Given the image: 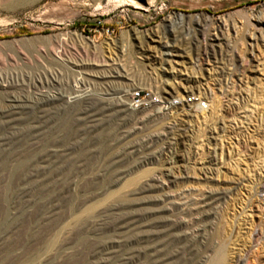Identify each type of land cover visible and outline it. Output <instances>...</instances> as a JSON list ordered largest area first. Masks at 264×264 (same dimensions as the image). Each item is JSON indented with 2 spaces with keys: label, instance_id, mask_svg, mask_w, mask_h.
I'll return each instance as SVG.
<instances>
[{
  "label": "rangeland",
  "instance_id": "obj_1",
  "mask_svg": "<svg viewBox=\"0 0 264 264\" xmlns=\"http://www.w3.org/2000/svg\"><path fill=\"white\" fill-rule=\"evenodd\" d=\"M28 78L54 101L0 115V264H264V0H0V113Z\"/></svg>",
  "mask_w": 264,
  "mask_h": 264
},
{
  "label": "bare ground",
  "instance_id": "obj_2",
  "mask_svg": "<svg viewBox=\"0 0 264 264\" xmlns=\"http://www.w3.org/2000/svg\"><path fill=\"white\" fill-rule=\"evenodd\" d=\"M23 84L25 87L28 88L27 92L24 91L26 89H24V86H22V83L21 84L15 83V85L20 87V92H17L15 90L10 91L9 89L4 91L6 93L4 97L5 101L2 103V113H0L2 118H6V117H8V119L13 118L14 115L18 113L19 111L18 108H21V107L29 109L30 113L39 112L40 110H42V108L45 105H47L48 103H52V101H54V95H51L49 92L44 91L43 93L40 92V94L37 93L38 86H37L36 81L33 80L32 78H28L27 80H25V83L23 82ZM84 86L85 85H80V86L75 85V87H73L72 89V92L69 93V94H74L73 97H69V98H73L77 102V104H81L82 102H84L83 99H86L85 97L88 91L86 90L87 88H84ZM31 88H33L35 91H33V89L31 90ZM60 97L61 99H63L65 95H61ZM152 98H159V96L152 91ZM195 109L196 111H200V112L204 111L203 108H199L197 105H195ZM33 121H32L33 124H31L32 122L29 123V129H30L29 134L36 131L40 126L39 125L40 121L37 120L35 117ZM5 131L6 130L3 129L0 135V169H6L8 167L7 161L9 157L11 156V153L8 151L9 150L8 147H10L11 144L14 142L12 133H8ZM53 156L54 155H52V153L45 152L37 156V160H35L33 163L30 162L29 164H26L24 162H20L19 164L15 166V168L19 170H22V168H24L23 171H27V175L30 177L42 176L46 174L47 171H50L52 169L53 164L55 162V160H53L54 159ZM160 200L164 201V199H160ZM118 220H120V218H118ZM137 241H140V240L138 239ZM148 250L149 248L147 246H140L138 247L137 253L146 254ZM126 259L124 258V259L119 260L117 264L128 263V260ZM219 262L220 261L217 260L216 262H214V264H218Z\"/></svg>",
  "mask_w": 264,
  "mask_h": 264
},
{
  "label": "built area",
  "instance_id": "obj_3",
  "mask_svg": "<svg viewBox=\"0 0 264 264\" xmlns=\"http://www.w3.org/2000/svg\"><path fill=\"white\" fill-rule=\"evenodd\" d=\"M152 91V89L144 90L142 87H135L127 95V101L125 104L130 110L157 109L159 112L164 113L170 110L172 107H176L182 103V100L180 101L177 99L170 100L165 98L164 100L162 97H160V95L159 98H152ZM194 101H197V106L199 108L206 107V102L199 100L194 95H190L185 99L186 103H192Z\"/></svg>",
  "mask_w": 264,
  "mask_h": 264
}]
</instances>
